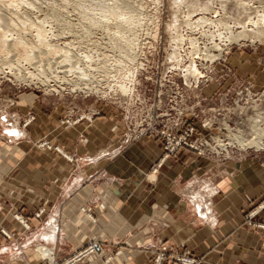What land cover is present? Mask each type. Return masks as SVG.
Wrapping results in <instances>:
<instances>
[{
	"label": "rangeland",
	"instance_id": "374dc122",
	"mask_svg": "<svg viewBox=\"0 0 264 264\" xmlns=\"http://www.w3.org/2000/svg\"><path fill=\"white\" fill-rule=\"evenodd\" d=\"M262 20L264 0H0V121L9 117L21 142L77 174L85 144L98 145L87 152L88 176L120 160L116 176L141 162L139 177L152 180L187 158L252 172L264 167ZM263 209L259 199L243 212V252L216 256L264 264ZM93 244L101 251L74 264H95L99 241L62 263L42 249L39 264H67ZM161 255L163 264H209L207 252L165 245L144 264Z\"/></svg>",
	"mask_w": 264,
	"mask_h": 264
},
{
	"label": "crops",
	"instance_id": "0c3cea01",
	"mask_svg": "<svg viewBox=\"0 0 264 264\" xmlns=\"http://www.w3.org/2000/svg\"><path fill=\"white\" fill-rule=\"evenodd\" d=\"M10 121L6 116L0 121V148L6 150L0 153V232L10 236L0 235V264H39L42 249L62 263L93 241L103 246L95 264H144L149 251L162 245L207 252L209 264L236 261L216 256L215 250L243 252V212L264 199V167L251 172L243 163L237 168L187 158L165 163L158 178L148 180L137 172L141 162L116 176V169L126 167L117 160L98 164L88 176L93 164L87 152L98 145L81 148L77 174L76 164L42 159L21 142L20 128L7 125ZM14 130L19 136L10 133ZM41 207L37 220L33 214ZM16 215L23 216L28 230ZM257 216L264 221V209Z\"/></svg>",
	"mask_w": 264,
	"mask_h": 264
},
{
	"label": "built area",
	"instance_id": "2783aa9c",
	"mask_svg": "<svg viewBox=\"0 0 264 264\" xmlns=\"http://www.w3.org/2000/svg\"><path fill=\"white\" fill-rule=\"evenodd\" d=\"M100 251H101L100 246L98 244H93L90 247H88L83 253H80L77 257H75L74 259L67 262V264H74V263L80 261L81 259H83L84 257L96 255ZM163 262H164V256L161 255L154 260L153 264H163ZM176 263L177 264H195V261L189 260V259H186V260H177L176 259ZM44 264H53V263L47 262Z\"/></svg>",
	"mask_w": 264,
	"mask_h": 264
},
{
	"label": "bare ground",
	"instance_id": "6f19581e",
	"mask_svg": "<svg viewBox=\"0 0 264 264\" xmlns=\"http://www.w3.org/2000/svg\"><path fill=\"white\" fill-rule=\"evenodd\" d=\"M1 2H2V1H1ZM4 2H5V1H4ZM104 15H105V14H104ZM1 20H2V18H1ZM3 21L5 22V18H4V20H2V22H3ZM18 21H19V20H18ZM262 21H263V20H262ZM263 22H264V21H263ZM263 22L260 23V24H264ZM5 23H6V22H5ZM13 23H14V22H13ZM3 24H4V23H3ZM16 24H17V23H16ZM260 24H259L260 27L258 28V31H256V32L254 31V34H256L257 36H260V35H263V34H264V28H263ZM18 25H19V24H18ZM253 25H254V24H253ZM2 26H3L2 23H0V27H1V28H2ZM21 26H22V25H21ZM29 26H30V25H29ZM256 26H257V24H256ZM23 27H24V26H23ZM257 27H258V26H257ZM253 28H254V27H253ZM0 30H1V29H0ZM3 30H4V29H3ZM6 31H7V30H6ZM0 32H1V31H0ZM2 32H3V31H2ZM2 32H1V33H2ZM6 33H8V32H6ZM8 34H9V33H8ZM0 37H1V36H0ZM41 37H42V36H41ZM239 37L242 38V37H243V33H241ZM21 40H22V39H21ZM6 42L9 43L8 41H6ZM6 42H4V43H6ZM14 43H15V42H14ZM27 43H28V42H27ZM5 45H6V44H5ZM14 45H15V44H14ZM26 45H27V44H26ZM13 47H14V46H13ZM26 47H27V46H26ZM2 49H3V48H2ZM26 50H27V49H26ZM29 51H30V50H29ZM23 52H24V51H23ZM3 59H4V58H3ZM53 83H54V82H53ZM10 133H12V134H14V135H16V136H17V135L19 136V132H18V131H15V130H14V131H11ZM8 136H9V135H8ZM202 214H203V213H202ZM44 254H46L47 256L50 255V253H49L48 250H46V252H44Z\"/></svg>",
	"mask_w": 264,
	"mask_h": 264
}]
</instances>
